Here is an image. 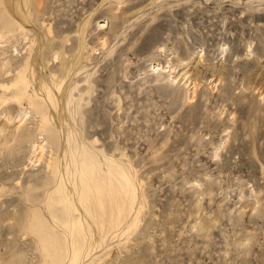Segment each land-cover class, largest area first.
Instances as JSON below:
<instances>
[{
	"label": "rangeland",
	"instance_id": "obj_1",
	"mask_svg": "<svg viewBox=\"0 0 264 264\" xmlns=\"http://www.w3.org/2000/svg\"><path fill=\"white\" fill-rule=\"evenodd\" d=\"M0 264H264V0H0Z\"/></svg>",
	"mask_w": 264,
	"mask_h": 264
},
{
	"label": "bare ground",
	"instance_id": "obj_2",
	"mask_svg": "<svg viewBox=\"0 0 264 264\" xmlns=\"http://www.w3.org/2000/svg\"><path fill=\"white\" fill-rule=\"evenodd\" d=\"M23 1L26 3L27 0ZM17 8L19 9L18 2ZM19 28H22L20 24L14 25L11 30L16 33ZM48 30L49 32L51 31L50 27ZM59 57V54L55 53L54 60ZM30 67V64L26 65L23 70H18L17 74L13 72L14 68L11 67V75L17 77V80L12 82L11 85L16 88L19 82H29ZM42 87H44L46 92H52L47 85L42 84ZM37 147L42 149L43 145L38 144ZM95 166L96 164L91 162V169L89 168L91 182L88 184L87 196L90 210L93 211L98 229L101 233H104L119 228L128 219L134 208L135 192L133 191L129 180L125 177L122 169L117 168L116 170V173L119 174L116 184L112 181L109 182L106 178L98 177L93 171ZM74 227L77 226L74 225ZM83 242L84 239L82 238L81 233L77 232L75 235V243H77L78 246H81Z\"/></svg>",
	"mask_w": 264,
	"mask_h": 264
}]
</instances>
